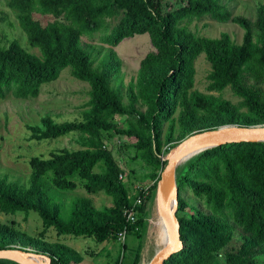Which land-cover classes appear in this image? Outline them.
<instances>
[{"label": "trees", "instance_id": "16d2710c", "mask_svg": "<svg viewBox=\"0 0 264 264\" xmlns=\"http://www.w3.org/2000/svg\"><path fill=\"white\" fill-rule=\"evenodd\" d=\"M7 1L26 13L21 20L28 40L39 47L43 58L25 50L17 39L8 45L0 43V98L13 95L35 99L45 83L58 79L68 67L76 78L88 81L92 87L88 102L91 110L83 121L59 124L45 116L44 128H31L39 139L56 140L73 131L101 135L115 130L136 136L137 146L154 157L153 151L160 152L163 146L165 123L178 106L183 107L181 120L194 119V126L201 124L198 108L223 116L229 123L264 122L262 92L243 82L245 72L264 79V4L259 6L253 22L247 17L235 16L222 0H186L168 13L163 11V0ZM35 9L54 15L56 20L43 25L32 16ZM121 12L120 21L104 41L119 45L136 35L149 34L156 48L142 61L145 74L140 79L138 94L130 92L128 106L122 103L120 93L110 88L114 65L106 64L98 72L92 68L91 54L81 46L83 34L100 31L105 28L106 17ZM204 16L239 24L245 30L243 43H232L230 36L224 33L202 44L191 30L181 25L184 20L191 22ZM254 26L260 31L259 42L254 41ZM202 52L213 66L208 76L209 89L221 92L231 86L256 117L250 119L230 101L194 89V62ZM139 97L148 105L146 113L135 106ZM123 114L137 118L139 127H118L116 116ZM101 162L104 169L98 172L95 167ZM32 164L36 170L27 189L6 178L0 179V212L15 214L35 210L46 228L54 227L60 234L93 236L100 241L106 240L110 233L119 234L125 227L134 229L143 224L145 209H140L134 223L127 219L125 211L135 207L127 188L119 180L124 169L108 149L54 150L49 158L34 157ZM51 171L58 188L75 189L78 184L73 178L78 176L85 180L89 192L105 191L112 196L114 205L97 208L91 198L79 197L70 218L63 219L60 206L43 180ZM180 178L179 187L189 183L196 196L205 198L211 214L178 216L185 247L165 264H264V142H234L204 150L186 165ZM154 190L152 186L149 197ZM180 209H184L181 200ZM228 215L249 234L237 251L228 249L230 235L223 221ZM13 233L8 225L0 226V248L14 243ZM42 255L46 264H72L64 245ZM135 257L137 260L138 252ZM34 258L37 264L45 263L38 254Z\"/></svg>", "mask_w": 264, "mask_h": 264}, {"label": "rangeland", "instance_id": "374dc122", "mask_svg": "<svg viewBox=\"0 0 264 264\" xmlns=\"http://www.w3.org/2000/svg\"><path fill=\"white\" fill-rule=\"evenodd\" d=\"M185 1L163 0L164 13L181 7ZM222 2L235 16H244L253 22L257 18L259 6L264 4V0H222ZM25 14L20 9L11 6L7 0H0V43L8 45L17 39L25 50L43 58L39 47L31 44L28 40L26 27L21 20V16ZM122 15L121 12L117 16L106 17L105 28L94 33L83 34L81 46L91 54L92 68L98 72H101L106 64L114 65L110 88L119 92L122 103L128 106L131 103L130 92L138 94L140 79L145 74L142 69V61L150 52H155L156 48L152 44L149 34L136 35L124 40L119 45L105 42L104 38L118 24ZM32 16L43 25L56 20L54 15L43 14L38 9L32 12ZM181 25L191 30L202 44H205L208 39L220 38L224 33L230 36L232 43H243L245 30L234 22L223 23L204 16L191 22L184 20ZM253 37L255 42H259L260 31L255 26L253 27ZM194 66L195 90L230 101L250 119L256 117L244 105V98L236 94L231 86H227L221 92L209 89L208 76L212 72L213 66L205 52L198 56ZM243 82L259 89L264 96V79H256L245 72ZM91 91L90 83L76 78L72 74V69L68 67L61 72L58 79L45 83L40 95L35 99L17 98L13 95L0 98V179L6 178L9 182L27 189L32 184V176L36 170L32 164L34 157L49 158L51 152L61 149L71 151L108 149L124 169L119 180L127 188L129 197L132 198L135 207V210H132L135 211V216L139 218L140 209L146 210L145 218L143 217L145 222L130 229L125 240L119 234L110 233L104 241L93 236L78 237L60 234L54 227L46 228L39 212L35 210L19 211L15 214L0 212V226L8 225L14 230L13 235L16 240L10 247L27 250L35 262V254L49 253L57 246L64 245L65 253L72 264H146L156 250L168 241L160 227L161 208L156 192L161 172L166 163L165 157L170 149L198 132L217 129L227 124L264 126V122L244 120L229 123L223 116L213 115L205 109L198 108V120L201 124L194 126V119L181 120L183 107L178 106L172 118L165 123L162 135L163 146L160 152H157L156 149L153 151L155 152L154 157L150 156L145 149H140L137 146L138 138L136 136L119 133L115 130H109L101 135L89 131H73L56 140L39 139L33 135L31 129L33 126L45 127L42 121L45 116H49L59 124L83 121L91 110L88 105ZM135 106L140 112L146 113L148 110V105L141 97L137 99ZM115 123L118 127L127 129L134 125L139 127L137 118L126 114L117 115ZM189 158H183L181 161L183 167L178 178L177 216L190 213L209 215L211 210L208 208L205 198L196 196L189 183L185 182L179 187L183 170L193 159L188 160ZM103 169V162L95 167L98 172H102ZM54 178L55 174L51 171L44 175L43 180L48 184L50 195L60 206L61 217L65 220L70 218L73 204L79 197L91 198L97 208L114 205L112 196L106 194L105 191L89 192L85 187V180L78 176L73 178L77 181V187L68 190L58 188ZM152 186H155V190L151 197L148 195L142 204H136L143 192L149 193ZM180 200L184 203L183 210H179ZM223 221L227 225L230 235L228 249L239 250L243 244V238L249 234L238 226L230 215L223 218ZM126 245L127 252H125ZM137 245H139L138 258L134 262L135 254L133 252L136 251ZM142 245H145L143 255H141ZM0 264L21 263L0 259Z\"/></svg>", "mask_w": 264, "mask_h": 264}, {"label": "water", "instance_id": "95a60500", "mask_svg": "<svg viewBox=\"0 0 264 264\" xmlns=\"http://www.w3.org/2000/svg\"><path fill=\"white\" fill-rule=\"evenodd\" d=\"M262 141L264 142V126H243L238 124H227L217 129L198 132L184 139L177 146L170 149L165 157L166 163L161 172L158 184V195L169 224V238L146 264H165L174 254L179 253L185 247L181 235V225L177 216L178 209V176L180 174V161L190 150H204L228 143ZM183 164L181 165V167ZM174 194L175 206L171 199ZM44 262V256L40 255ZM0 259H9L21 264H35L29 256V252L22 248L8 247L0 248ZM46 264V262H45Z\"/></svg>", "mask_w": 264, "mask_h": 264}, {"label": "bare ground", "instance_id": "6f19581e", "mask_svg": "<svg viewBox=\"0 0 264 264\" xmlns=\"http://www.w3.org/2000/svg\"><path fill=\"white\" fill-rule=\"evenodd\" d=\"M201 150H199V149H194V150H190V151H188L183 157H182V159H181V161L183 160V158H188V157H190L188 160H190L191 158H194V157H196L199 153H201L200 152ZM181 161H180V167H179V170H180V172H181V170H182V167H181ZM186 162V161H185ZM180 175V174H179ZM178 178H179V176H178ZM177 184H178V181H177ZM157 193V198H158V203H159V206H160V208H161V220L159 221L160 222V227H161V230H162V233H163V235H165L166 237H167V239L169 238V224H168V221H167V218H166V216H165V213H164V210H163V208H162V206L160 205V201H159V195H158V191L156 192ZM171 204H172V206H175V198H174V194L172 195V199H171ZM158 208V207H157ZM160 235V234H159ZM158 235V236H159ZM162 238V237H161ZM31 258V257H30ZM32 259V258H31ZM32 261L35 263V264H37L33 259H32ZM44 261V260H43Z\"/></svg>", "mask_w": 264, "mask_h": 264}, {"label": "built area", "instance_id": "2783aa9c", "mask_svg": "<svg viewBox=\"0 0 264 264\" xmlns=\"http://www.w3.org/2000/svg\"><path fill=\"white\" fill-rule=\"evenodd\" d=\"M148 194H149L148 192L144 191L143 194L140 196V198H138V200L136 201V204H138V205L142 204L143 201L147 199ZM133 210H135V209H133ZM133 210H132V209H127V210L125 211V214H126V216H127V219H128V221H130L131 223H134V222L136 221V218H137V217L135 216V211L133 212ZM129 231H130V229L127 228V227H125V229H124L122 232L119 233V236H120L122 239L125 240V236H126V234H127Z\"/></svg>", "mask_w": 264, "mask_h": 264}, {"label": "crops", "instance_id": "0c3cea01", "mask_svg": "<svg viewBox=\"0 0 264 264\" xmlns=\"http://www.w3.org/2000/svg\"><path fill=\"white\" fill-rule=\"evenodd\" d=\"M145 222V221H144ZM127 244V243H126ZM138 244V243H137ZM138 246L139 245H137L136 247H137V249H136V251H134L133 253L135 254V256H136V254H137V250H138ZM144 248H145V245H142V248H141V255H143V250H144ZM125 252H127V245H126V251ZM125 255H126V253H125ZM135 258L136 257H134V260H135Z\"/></svg>", "mask_w": 264, "mask_h": 264}]
</instances>
